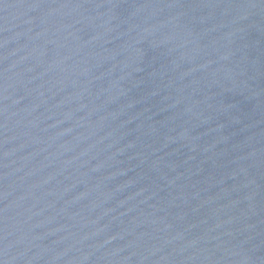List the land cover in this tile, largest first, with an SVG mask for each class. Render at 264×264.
<instances>
[{
    "label": "water",
    "instance_id": "95a60500",
    "mask_svg": "<svg viewBox=\"0 0 264 264\" xmlns=\"http://www.w3.org/2000/svg\"><path fill=\"white\" fill-rule=\"evenodd\" d=\"M0 264H264V0H0Z\"/></svg>",
    "mask_w": 264,
    "mask_h": 264
}]
</instances>
